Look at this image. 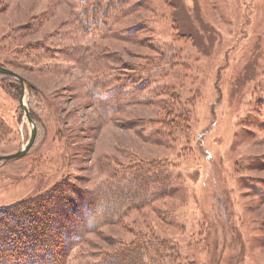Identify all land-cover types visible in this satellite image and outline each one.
Returning a JSON list of instances; mask_svg holds the SVG:
<instances>
[{
    "label": "rangeland",
    "instance_id": "374dc122",
    "mask_svg": "<svg viewBox=\"0 0 264 264\" xmlns=\"http://www.w3.org/2000/svg\"><path fill=\"white\" fill-rule=\"evenodd\" d=\"M97 2L0 0V66L26 80L37 128L0 167V209L166 162L180 191L89 233L69 264L141 234L195 264H264V0ZM14 80L0 75V156L31 136Z\"/></svg>",
    "mask_w": 264,
    "mask_h": 264
},
{
    "label": "trees",
    "instance_id": "16d2710c",
    "mask_svg": "<svg viewBox=\"0 0 264 264\" xmlns=\"http://www.w3.org/2000/svg\"><path fill=\"white\" fill-rule=\"evenodd\" d=\"M97 1L91 7L98 8L103 0ZM115 80L112 78L104 87ZM19 88L20 85L15 88L17 93ZM111 94L104 100H109ZM166 112L178 118L183 116L171 105ZM167 130L171 139L172 129ZM163 137L166 136L161 133L155 139L164 142ZM165 163L151 161L144 163L140 169L131 170L129 167L125 170H130L127 177L122 172L114 173L93 192L82 193L69 183L62 184L45 195L0 209V264H69L73 249L83 243L89 233L110 224L108 221L120 222L129 208L137 209L142 204L145 206L180 191L179 175L175 174L170 164ZM162 217L168 222L172 219L163 214ZM111 218L114 219L108 220ZM20 228L28 232L26 238L22 239ZM146 236L141 234L129 242H113L114 251L91 254L96 260L92 264H195L183 258L175 243ZM34 243H37L39 251H32L34 254L25 252L27 248L32 250ZM80 259L84 263L87 258L80 256Z\"/></svg>",
    "mask_w": 264,
    "mask_h": 264
},
{
    "label": "water",
    "instance_id": "95a60500",
    "mask_svg": "<svg viewBox=\"0 0 264 264\" xmlns=\"http://www.w3.org/2000/svg\"><path fill=\"white\" fill-rule=\"evenodd\" d=\"M0 75L8 76L10 78L15 79L17 82H19L20 87H21V98H20L21 99V107H22V110L24 112V115H25L27 121L31 125V136H30L28 143L25 145L24 148H22L21 150H19L15 154L0 156V167H1L2 165H4L7 162H10L13 160H21L28 155V153L30 152V150L32 149V147L36 141L37 128H36V125L34 123L32 116H31V113L29 111V108L27 106V102H26V86H27L26 80L21 75L15 73L14 71L7 69L5 67H1V66H0Z\"/></svg>",
    "mask_w": 264,
    "mask_h": 264
}]
</instances>
